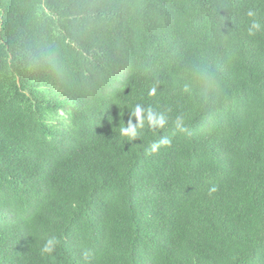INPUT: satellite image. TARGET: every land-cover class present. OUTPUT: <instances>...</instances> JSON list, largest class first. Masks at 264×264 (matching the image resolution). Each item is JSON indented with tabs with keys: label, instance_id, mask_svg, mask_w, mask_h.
<instances>
[{
	"label": "trees",
	"instance_id": "16d2710c",
	"mask_svg": "<svg viewBox=\"0 0 264 264\" xmlns=\"http://www.w3.org/2000/svg\"><path fill=\"white\" fill-rule=\"evenodd\" d=\"M0 264H264V0H0Z\"/></svg>",
	"mask_w": 264,
	"mask_h": 264
},
{
	"label": "clouds",
	"instance_id": "9594fccd",
	"mask_svg": "<svg viewBox=\"0 0 264 264\" xmlns=\"http://www.w3.org/2000/svg\"><path fill=\"white\" fill-rule=\"evenodd\" d=\"M252 15V13H249ZM259 23L253 22L251 28L249 29L250 34L252 30H259ZM155 89L151 90V93L154 94ZM132 115L136 119V124H132L131 121L127 126H121L120 133L122 136L127 137L130 141L138 138L141 131L145 127V123L152 129H163L167 123V120L162 114L155 113L151 108L144 109L141 105L137 104L132 112ZM176 128L178 131L186 132L187 129L183 127L180 123H177ZM172 139L171 137H163L160 140L151 144L150 151L155 153L161 146H171ZM217 191V188L213 186L210 189V192Z\"/></svg>",
	"mask_w": 264,
	"mask_h": 264
}]
</instances>
